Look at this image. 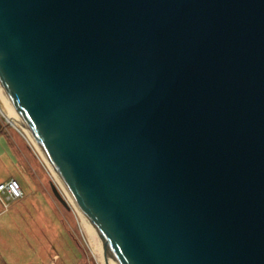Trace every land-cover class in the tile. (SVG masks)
<instances>
[{
	"label": "water",
	"instance_id": "water-1",
	"mask_svg": "<svg viewBox=\"0 0 264 264\" xmlns=\"http://www.w3.org/2000/svg\"><path fill=\"white\" fill-rule=\"evenodd\" d=\"M0 86L107 264H264V0H0Z\"/></svg>",
	"mask_w": 264,
	"mask_h": 264
},
{
	"label": "rangeland",
	"instance_id": "rangeland-1",
	"mask_svg": "<svg viewBox=\"0 0 264 264\" xmlns=\"http://www.w3.org/2000/svg\"><path fill=\"white\" fill-rule=\"evenodd\" d=\"M2 99L0 93V181L15 178L23 195L0 201V264H102L69 192L27 131L6 119ZM51 181L69 208L54 196Z\"/></svg>",
	"mask_w": 264,
	"mask_h": 264
},
{
	"label": "bare ground",
	"instance_id": "bare-ground-1",
	"mask_svg": "<svg viewBox=\"0 0 264 264\" xmlns=\"http://www.w3.org/2000/svg\"><path fill=\"white\" fill-rule=\"evenodd\" d=\"M0 93L2 94L3 96V99L2 101H6V105L7 107L6 108H9V113L7 114L6 116V119L9 120L12 124H14L16 127H18L20 125V129L21 130H25L27 131V134L29 135L30 139L32 140V142H34V145H36L35 147L38 149L39 152H41L42 156L46 159V157L44 156L42 150L40 149V147L38 146V144L36 143L35 139L33 138L32 134L22 126V124L19 122V119H18V116H17V113L14 109V107L12 106V103L10 102V100L8 99L7 95L4 93L3 89L1 88L0 86ZM3 101V103H5ZM19 124V125H18ZM47 160V159H46ZM48 161V160H47ZM49 163V161H48ZM50 164V163H49ZM51 166V164H50ZM51 168L53 169V167L51 166ZM52 172H54V169L52 170ZM55 173V172H54ZM56 177L58 178L57 174L55 173ZM58 180H60L58 178ZM76 206V205H75ZM77 208V207H76ZM77 210L79 211V213L81 214V217H82V220L86 226V228L88 229L89 231V234L91 235L92 237V240H93V248L96 252V254L99 256V258L101 259V262L102 264H107V255L105 254V251H104V248L98 238V236L96 235L95 231L93 230V228L91 227V225L88 223V221L86 220V218L82 215V213L80 212V210L77 208ZM109 263V261H108ZM111 264H118L115 260H112Z\"/></svg>",
	"mask_w": 264,
	"mask_h": 264
},
{
	"label": "built area",
	"instance_id": "built-area-1",
	"mask_svg": "<svg viewBox=\"0 0 264 264\" xmlns=\"http://www.w3.org/2000/svg\"><path fill=\"white\" fill-rule=\"evenodd\" d=\"M22 196V190L15 179H9L0 183V199H15Z\"/></svg>",
	"mask_w": 264,
	"mask_h": 264
},
{
	"label": "trees",
	"instance_id": "trees-1",
	"mask_svg": "<svg viewBox=\"0 0 264 264\" xmlns=\"http://www.w3.org/2000/svg\"><path fill=\"white\" fill-rule=\"evenodd\" d=\"M0 134H4V129H3V125L1 124V121H0Z\"/></svg>",
	"mask_w": 264,
	"mask_h": 264
}]
</instances>
